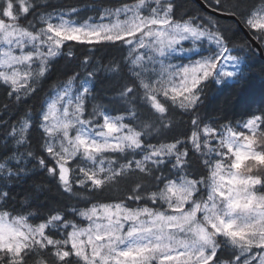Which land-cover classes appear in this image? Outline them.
<instances>
[{"label":"snow or ice","instance_id":"6c2138e0","mask_svg":"<svg viewBox=\"0 0 264 264\" xmlns=\"http://www.w3.org/2000/svg\"><path fill=\"white\" fill-rule=\"evenodd\" d=\"M83 11L0 0V264H264V0Z\"/></svg>","mask_w":264,"mask_h":264},{"label":"trees","instance_id":"16d2710c","mask_svg":"<svg viewBox=\"0 0 264 264\" xmlns=\"http://www.w3.org/2000/svg\"><path fill=\"white\" fill-rule=\"evenodd\" d=\"M121 0H51L52 5H60L67 7L69 5L72 6H80L84 8V11L81 13L82 16L86 15H94L101 5L105 6H112L116 5L118 6ZM221 23H228L227 21L221 19ZM243 35V34H241ZM237 42H241L240 39H237ZM72 51L75 53V60H69L68 58H61L57 64V72H54L51 79L45 83L44 89L45 91L48 90V88L57 80L62 79L63 74L65 71L69 70L71 67L75 66V64L83 57V55L87 54V50L80 46H72ZM95 57L100 59L103 63L107 64L110 60H116L119 61L121 58V51L115 48H101L94 53H92ZM230 91L229 89L224 88H218L215 86H210V101L208 102L209 109L214 108L216 106V102L220 100L226 92ZM41 96L29 99L27 101L28 106H38L39 102L42 98ZM264 100V81H261L260 79H253L250 81V83L247 85V87L244 88L242 91L240 97L238 98V102L233 108H230L227 110L226 114L228 115L229 119L235 118L240 119V103L241 102H254V107L258 106L259 103ZM8 103L10 113L15 112L17 110V106L12 104L11 101L7 100L5 97V89L3 87H0V105ZM0 116H7L3 113V110L0 109ZM13 119L15 117H12ZM180 119L187 120V117H181L177 115V120ZM182 130V128H177V131ZM28 187V184L21 183L20 185L16 186L14 188V194L21 193L25 188ZM55 188H53L52 195H55ZM20 197L17 196V199ZM43 200V197L41 198Z\"/></svg>","mask_w":264,"mask_h":264}]
</instances>
